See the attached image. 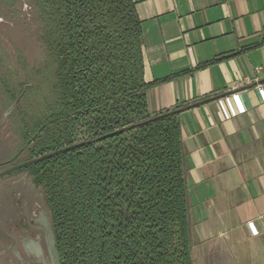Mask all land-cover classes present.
I'll list each match as a JSON object with an SVG mask.
<instances>
[{
    "label": "trees",
    "instance_id": "1",
    "mask_svg": "<svg viewBox=\"0 0 264 264\" xmlns=\"http://www.w3.org/2000/svg\"><path fill=\"white\" fill-rule=\"evenodd\" d=\"M26 2L29 20L21 0H0V16L27 24L43 56L12 50L0 22V109L26 159L83 142L10 172L42 189L59 264H193L179 112L153 118L171 109L147 101L175 75L144 80L134 0Z\"/></svg>",
    "mask_w": 264,
    "mask_h": 264
},
{
    "label": "crops",
    "instance_id": "2",
    "mask_svg": "<svg viewBox=\"0 0 264 264\" xmlns=\"http://www.w3.org/2000/svg\"><path fill=\"white\" fill-rule=\"evenodd\" d=\"M134 2L144 80L175 75L148 90L149 111L202 101L179 112L193 264H264V0ZM231 91L245 111L225 118Z\"/></svg>",
    "mask_w": 264,
    "mask_h": 264
},
{
    "label": "flooded vegetation",
    "instance_id": "3",
    "mask_svg": "<svg viewBox=\"0 0 264 264\" xmlns=\"http://www.w3.org/2000/svg\"><path fill=\"white\" fill-rule=\"evenodd\" d=\"M10 199L8 205H0V264H59L44 200L24 192Z\"/></svg>",
    "mask_w": 264,
    "mask_h": 264
},
{
    "label": "rangeland",
    "instance_id": "4",
    "mask_svg": "<svg viewBox=\"0 0 264 264\" xmlns=\"http://www.w3.org/2000/svg\"><path fill=\"white\" fill-rule=\"evenodd\" d=\"M21 17L29 20L32 16V10L26 0H21ZM23 21L20 23H10L7 19L0 16V22L4 24L1 34L4 36V40L7 45L14 50V47H19L24 51L26 59L31 63H37L43 56L42 47L34 39L29 30L27 24ZM7 109H0V162L4 159L14 156V163L21 162L27 158L25 152H18L16 150L22 145V140L16 131V125L13 118L10 117V113H6ZM6 113V114H5ZM86 136L81 134L76 141L84 139ZM9 166L7 163L0 164V169ZM31 177L25 172H13L8 173L0 177V205L6 206L11 203V194L17 192H24L38 199L44 200L43 191L41 188L33 187ZM15 195V194H14ZM191 208V205L189 206ZM191 223V218H190ZM191 255L197 258L199 253L198 236L194 233L193 225L191 224ZM194 264H206V263H194ZM209 264V263H207ZM213 264V263H211Z\"/></svg>",
    "mask_w": 264,
    "mask_h": 264
},
{
    "label": "water",
    "instance_id": "5",
    "mask_svg": "<svg viewBox=\"0 0 264 264\" xmlns=\"http://www.w3.org/2000/svg\"><path fill=\"white\" fill-rule=\"evenodd\" d=\"M200 102H202V101H198V102H195V103H192V104H189V105H185V106L177 107V108H175V109H171V110H169V111H167V112H164V113H161V114H159V115H156V116L153 117V118H156V117H158V116H162V115H164V114H168V113H173V112L176 113V112H180V111H182V110H184V109H187V108H189V107H191V106H193V105H195V104H198V103H200ZM11 108H12V106L6 111V113H8V112L11 110ZM6 113H5V114H6ZM136 124H139V123H136ZM136 124H133V125H130V126H134V125H136ZM124 128H126V127H124ZM124 128L118 129L117 131H113L112 133H109V134H113V133H115V132L121 131V130H123ZM107 135H108V134H107ZM103 136H106V135H103ZM101 137H102V136H101ZM101 137L99 136V137H97L96 139H100ZM96 139H95V140H96ZM93 140H94V139H93ZM84 142H88V141L86 140V141H84ZM82 143H83V142L72 143V144H70V145H66V146L60 147V148H58V149H55V150H52V151H49V152H46V153L40 154V155H38V156H35V157H32V158H29V159L23 160V161H21V162L11 164V165H9V166L3 168V169H0V177L3 176V175H5V174H8V173H10V172H12V171H14V170H17V169H19V168H21V167H23V166H26V165H28V164H30V163L37 162V161H39V160H41V159H44V158L50 157V156H52V155L58 154V153H60V152H64V151H66V150H69V149H71V148H74L75 146L80 145V144H82ZM51 242H52V245H53V244H54V236H53V233H51ZM56 253H57V252H56Z\"/></svg>",
    "mask_w": 264,
    "mask_h": 264
},
{
    "label": "built area",
    "instance_id": "6",
    "mask_svg": "<svg viewBox=\"0 0 264 264\" xmlns=\"http://www.w3.org/2000/svg\"><path fill=\"white\" fill-rule=\"evenodd\" d=\"M258 90L260 92L261 99L264 100L263 90L261 88H259ZM217 102L225 118L235 116L245 111V107L241 103L237 91H231L229 93L221 94L217 98ZM262 219L264 221V214H262ZM256 233H257V230L254 229L253 234H256Z\"/></svg>",
    "mask_w": 264,
    "mask_h": 264
}]
</instances>
